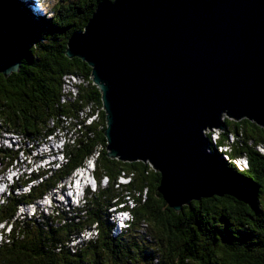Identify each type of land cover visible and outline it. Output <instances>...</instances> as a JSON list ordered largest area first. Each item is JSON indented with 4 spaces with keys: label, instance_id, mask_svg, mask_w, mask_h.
<instances>
[{
    "label": "trees",
    "instance_id": "trees-1",
    "mask_svg": "<svg viewBox=\"0 0 264 264\" xmlns=\"http://www.w3.org/2000/svg\"><path fill=\"white\" fill-rule=\"evenodd\" d=\"M28 1L0 0V25L13 38L20 61L16 73L0 74V129L21 134L35 147L58 130L70 134L74 123L65 126L64 119L83 123L79 112L84 108L97 112L98 119L82 126L72 143L64 141L59 169L46 171L47 178L28 193H9L2 201L0 264H264V156L257 150L264 147V129L225 119L215 145L212 133L207 134L222 170L249 187L250 198L211 197L178 212L170 209L157 193L159 174L149 164L106 156L104 114L91 69L65 55L70 35L83 31L103 0L57 3L49 16ZM64 76L82 82L75 86L76 96L65 95L69 98L61 104ZM25 155L30 161L25 164H34V157ZM15 158V151L0 149L1 165ZM86 159H93L97 187L85 191L78 207L53 206L49 214L16 217L19 204L53 190ZM240 159L247 162L242 172L236 164ZM118 206L130 208L131 215L120 231L109 213ZM87 230L95 236L80 240Z\"/></svg>",
    "mask_w": 264,
    "mask_h": 264
},
{
    "label": "water",
    "instance_id": "water-1",
    "mask_svg": "<svg viewBox=\"0 0 264 264\" xmlns=\"http://www.w3.org/2000/svg\"><path fill=\"white\" fill-rule=\"evenodd\" d=\"M65 55L91 69L106 156L149 164L170 209L251 197L206 132L223 131L224 119L264 129V0H103ZM19 66L0 25V74Z\"/></svg>",
    "mask_w": 264,
    "mask_h": 264
},
{
    "label": "built area",
    "instance_id": "built-area-1",
    "mask_svg": "<svg viewBox=\"0 0 264 264\" xmlns=\"http://www.w3.org/2000/svg\"><path fill=\"white\" fill-rule=\"evenodd\" d=\"M82 81L77 78L76 76H64L63 82H62V88H61V97H60V103H65L67 98L72 97L74 98L76 96V85H79ZM69 94V97L65 96ZM102 111V109H101ZM79 117L81 120H83V123H78L75 121H72L71 119H64V125L68 126L70 123H74V127L71 128L70 134H68L67 131L60 132L56 131L53 136L49 137L50 140V152L48 153V158H44L45 151H41L40 153H28V149L31 148V143L28 141H25V139L22 137L21 134H2L4 142H9V146L13 147L14 150H16V159L14 160L13 164L11 165V169L9 168L6 170V174H3L0 177V186L2 189H6L9 187L10 182L12 181L16 182V190L14 191V194L16 196L21 194H26L30 191V188L35 186L37 183L41 182V180L47 178L48 174L44 173L43 176L39 177L36 180H30L32 174H38L40 169H43L44 171H49V174L57 169L60 168V166L64 163L60 161V153L61 149H63V141H70L71 143L77 138L78 133L80 132L82 126H88L90 125V119H98V113L92 112V110H85V108L79 112ZM70 137V139H69ZM16 139V141L14 140ZM12 141V142H11ZM26 148V151H25ZM28 148V149H27ZM258 152H260L264 156V147L258 146L257 147ZM47 151V150H46ZM22 154H31V157H34V164H25L22 161ZM92 157H95L94 154H92ZM241 162H245V159H242ZM13 177V178H12ZM61 185L56 186L53 190L49 191L42 199H40L37 204H35L34 208H31V206H25L20 207L17 211V218H20L24 216V209L31 212V214L34 213V209L37 210V212L41 211L45 214H49L52 210L53 206H59L54 200L51 201L50 199L51 194L54 195L56 192L59 194V189ZM6 194H9L7 191ZM5 194V195H6ZM8 196V195H6ZM3 197V201H4ZM48 201V202H47ZM43 202V203H42ZM46 202V203H45ZM130 203V200H129ZM53 204V205H52ZM131 206V205H130ZM35 210V211H36ZM28 214V213H27ZM30 214V215H31ZM95 236V233H92L91 230H87L84 233H82L79 236L80 240H89Z\"/></svg>",
    "mask_w": 264,
    "mask_h": 264
},
{
    "label": "rangeland",
    "instance_id": "rangeland-1",
    "mask_svg": "<svg viewBox=\"0 0 264 264\" xmlns=\"http://www.w3.org/2000/svg\"><path fill=\"white\" fill-rule=\"evenodd\" d=\"M25 2H29L28 0H24ZM34 1V6H35V9H36V7H38V9L41 11V13L43 14V15H46V16H49L50 15V12H52V10L54 9V7L57 5V3H61V4H63V5H66L67 3H71V2H75V1H77V0H33ZM217 131H214V132H212V137H213V139H216V137H217ZM15 141H16V139H14ZM12 142V141H11ZM4 146H9V142H6V143H4ZM35 154V153H34ZM22 161H23V163H30V161L29 160H26V162H25V158H22ZM85 162H86V160H85ZM88 162V161H87ZM87 162H86V164H87ZM85 164V165H86ZM84 165V166H85ZM83 169L85 170V168L83 167ZM80 173V172H79ZM79 173H76L75 175H74V177H76V178H82V179H84L86 176H87V173H86V175L85 176H81V174H79ZM91 177L90 176H88V179H89V181L91 182V179H90ZM68 188H70V189H72L71 190V194H72V197L70 198V202L74 205V206H76L77 204H78V202H77V199L73 196V194H74V192H73V188H74V184L73 183H71V184H68V183H66L65 185H64V192H66V193H68L69 194V192H68ZM83 191V190H82ZM82 191H81V193L79 192V195L80 196H82ZM62 192V191H61ZM6 195H8V194H6ZM5 195V196H6ZM0 197H1V200H0V203H2V201H3V198H2V196H1V194H0ZM44 196H40V198H37L36 200H34V201H32L30 204H29V206H31V208H34L35 206V204H37V202L40 200V199H42ZM48 197H50V199H52V200H54V201H56L57 203L59 202V201H63V202H65L64 201V199L65 198H63L62 196H61V194H59L58 196H57V193L55 192L54 193V195L53 194H51L50 196H48ZM59 200V201H58ZM66 200H67V196H66ZM48 202V201H47ZM43 203V202H42ZM46 203V202H45ZM53 205V204H52ZM31 208H28V210H26V209H24V213H28L29 215L31 214V212L29 211V209H31ZM63 208V207H62Z\"/></svg>",
    "mask_w": 264,
    "mask_h": 264
},
{
    "label": "bare ground",
    "instance_id": "bare-ground-1",
    "mask_svg": "<svg viewBox=\"0 0 264 264\" xmlns=\"http://www.w3.org/2000/svg\"><path fill=\"white\" fill-rule=\"evenodd\" d=\"M94 119H90V123L93 121ZM225 120V119H224ZM2 131H1V129H0V133H1ZM210 134V133H209ZM63 143H64V141H63ZM66 143V142H65ZM219 151H221V150H219ZM63 155H62V150H61V153H60V161H62L63 160V157H62ZM26 157V155L23 157L22 156V158H25ZM88 162H90L91 163V165L93 166V159H91V161H88ZM88 164V163H87ZM240 170L242 171V169L240 168ZM80 172V173H79ZM79 174H81V176H85L86 175V173L87 172H89V169L88 168H85V170L83 169V168H81V169H79ZM92 172V171H91ZM90 176H91V173H90ZM92 177V176H91ZM120 181H122V182H126V180L125 179H120Z\"/></svg>",
    "mask_w": 264,
    "mask_h": 264
}]
</instances>
